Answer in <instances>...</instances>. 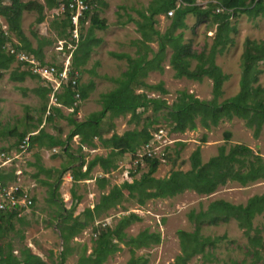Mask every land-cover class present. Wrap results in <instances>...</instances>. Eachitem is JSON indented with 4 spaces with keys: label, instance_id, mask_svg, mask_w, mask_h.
Returning <instances> with one entry per match:
<instances>
[{
    "label": "trees",
    "instance_id": "obj_1",
    "mask_svg": "<svg viewBox=\"0 0 264 264\" xmlns=\"http://www.w3.org/2000/svg\"><path fill=\"white\" fill-rule=\"evenodd\" d=\"M0 0V15L3 16L12 35L14 33L19 38V43L12 42L11 35H6L0 31V70H8L14 61H17L16 53H10L6 45L10 43L17 52H26L36 57L42 65L55 66L62 68V64L45 61V47L53 44L50 38L39 36L37 32H32L36 38L37 44L34 46L32 40L25 34L22 20L25 11L36 10L39 13L37 23L45 21V10L58 9L62 0H44V3L37 1L22 0ZM90 8L85 12L80 20V38L76 41L71 38L73 25L71 23L69 12L63 15L62 32L70 36L71 42L76 46L72 53V65L70 78H76L78 84L74 86L70 81L63 87V91L58 94V101L62 105L73 108V112L68 116V122L73 125L70 134L62 139L60 136L47 132L43 128L33 126L35 129H24L22 132L18 128L12 129L9 133L18 136L14 148L20 150V145L24 138L30 135L29 149L31 151L35 146L40 148H57L64 153L65 158H70L68 164L64 165V170L57 176L55 183L49 180H42L44 184L51 186L52 200L60 207L57 202V190L61 181L62 173L70 171L74 184L84 179L93 178L91 173L96 166L102 169V175L96 177L98 188L102 191L110 183L107 176L111 171L119 166V160L128 153L132 155L131 175L132 181L125 180L122 184L113 185L108 192H103L98 203L93 208H86L82 213L67 223V218L73 215V212L81 200L75 189L72 190L74 203L70 209L62 207L59 216H63L59 224V230L64 239V250L61 254V261H66L71 252L70 240L83 231L91 222L99 218L103 213L108 212L121 204L124 199H134L139 205H144L148 200L156 198L174 197L184 191L191 189L199 194L214 193L219 186L228 182H239L243 186L264 179V158L255 154L253 149L246 144H235L228 150L226 145L219 148L218 155L212 157L208 162H203L201 147H198L190 156L191 168L187 171L177 169L173 170L166 177L155 176L163 160L157 156H144L142 160L148 165V170L140 177L136 175L140 170V161L138 151L147 143L153 140L152 132L158 127L151 129L154 124L161 121L162 116H155L154 119L147 118L141 129L127 130L122 134L113 132L109 137L105 134L110 132L114 126L111 122L109 127H105V119L108 116L114 119L119 116L131 114L130 122L139 125L144 113L152 109L154 113L165 110L163 118L171 126L173 132H185L195 130L198 123L207 129L219 125L222 120H232L235 117L246 121L248 127L254 129V136L258 138L264 126V86L259 84V76L262 73L260 64L264 62V40L257 41L247 38L244 42L242 54V73L240 78L239 92L223 101L220 98L223 94V86L230 78L220 65L216 62L219 53L225 52L229 46L235 42L232 36L238 28L234 19L242 14H247L250 18L256 19L264 17V0H211L206 6L201 5L198 0H151L146 10H139V20L135 21L137 31L140 34L136 51L137 56L132 57L126 52H114L112 54L119 58H126L129 67L122 73L121 77L114 78L117 83L113 89L100 94L101 110L95 111L85 120H77L74 115L78 112L80 103L78 102L77 92L82 96H88L90 91L95 88V82L90 80L87 85L79 84L83 67L86 66L91 58L94 48L103 42L101 37H97L95 30H105L108 27L106 19L102 18L97 12V7L102 0H88ZM106 5L104 2H101ZM171 22L165 32H161L156 27L157 17L160 15L168 16L169 12ZM188 15H194L197 18V24L205 23L208 29L214 28L212 44L205 43L201 50L193 48L191 43L184 41V31L188 28L186 19ZM88 28L85 30V26ZM178 32V30H180ZM59 34V37L62 35ZM158 43V50H155L152 43ZM67 45V44H66ZM168 49H171L170 64L175 70L176 78L186 77L188 79L202 82L206 77L212 80V99L205 100L196 97L193 93L186 90L179 91V94L172 104L161 97H151L148 92H138V89L158 90L162 94L168 91L164 88L163 82L151 85L145 81L150 71H163L162 61L166 58ZM152 55V57H150ZM194 61L196 62L194 64ZM26 66V67H23ZM78 71V75L75 72ZM95 73V70H92ZM1 76V74H0ZM28 77H41L34 74L27 68V64L20 62L13 68L10 79L15 82H24ZM35 91L44 97L45 108L49 103V93L51 89L46 84L39 86ZM1 101V98H0ZM52 111H57L58 107L52 106ZM51 113V112H50ZM54 115L53 112L51 116ZM36 134H32L37 131ZM80 137L79 149L84 146L97 147L96 139L101 145L109 149L106 155L97 154L88 162L82 154L73 152L70 141L74 136ZM232 137L231 132L225 133V139L228 141ZM204 141L206 139L204 138ZM183 145V143H179ZM11 148L2 147L0 154L8 152ZM171 146H166L162 158L165 161L170 159ZM179 153V150H176ZM252 157V159H250ZM41 157L37 153L35 161L31 164L38 167L39 175L46 172L51 177L52 170H46L40 163ZM137 162V163H136ZM86 166V169H84ZM134 167V168H133ZM0 178L3 180L14 181L17 179L15 173L16 167L3 168ZM127 192V195H126ZM34 201L35 198H34ZM35 204L33 205V207ZM64 211V212H63ZM264 212V193L255 195L248 199L245 204H234L224 199L212 201L206 210L199 213L191 211L189 218L195 222V229L188 231L181 229L178 231L182 253L179 254L173 264H188L195 256L202 255L203 264H207L212 256L213 250L218 242L226 236H207L202 233L204 224L217 225L220 221L229 222L235 219L240 228L245 229L249 237L250 250L256 258H260V251L264 248V240L256 229L254 236L251 231L254 230L253 220L258 214ZM64 213V214H62ZM0 218L3 224L0 227V236L5 233L4 225L8 223L11 227L13 220L24 221V216L18 217L15 213L0 212ZM141 220V216L135 212L125 214L114 224H105L95 227L97 236L94 241L93 249L86 254H81L75 264H105L106 260L115 253L123 249L122 244L133 251V255L126 264H148L147 255H136V251L142 248H148L153 244L161 242V236L157 232H150L145 229L137 235L127 233V228L134 222ZM0 264H48L41 256L30 249L21 251L20 256L13 252L12 245L8 250L0 245ZM244 264V261L239 263ZM252 264H255L253 262Z\"/></svg>",
    "mask_w": 264,
    "mask_h": 264
},
{
    "label": "rangeland",
    "instance_id": "obj_2",
    "mask_svg": "<svg viewBox=\"0 0 264 264\" xmlns=\"http://www.w3.org/2000/svg\"><path fill=\"white\" fill-rule=\"evenodd\" d=\"M5 1L9 3L8 0ZM22 1L27 2L30 0ZM35 1L44 3V0ZM150 1L103 0L106 5H102L97 12L102 18L106 19L108 27L105 30H95L96 36L101 37L103 42L94 48L90 60L83 67L79 83L80 85H87L90 80H93L95 88L90 91L88 96L81 97L78 112L74 117L79 118V120H85L93 112L101 110L100 94L116 87L117 83L114 78L121 77L122 73L129 67V62L126 58L119 59L112 54V51L126 52L132 57L137 56L138 45L133 42L138 41L141 36L137 31L135 21L140 19L139 10H146ZM209 1L211 0H198L203 6H206ZM38 16L39 13L36 10L24 12L22 20L24 32L32 40L34 46H36L37 41L32 32H37L39 36L50 38L53 44L45 48V60L46 62L61 64L65 54L63 55L56 48L59 39L68 42L65 45V51L67 52H69V44L72 43L70 36L64 35V31H61V22L64 21V15L46 8L45 21L37 23ZM170 16L172 15L158 16L157 29L165 32L171 22ZM186 22L188 24V28L184 31V41L186 43H191L196 50H201L205 43L212 44L215 33L214 28L208 29L205 23L197 24V18L194 15H188ZM234 22H236L238 28L237 32L232 35L235 40L234 44L216 57L217 64L230 76L223 86V94L220 101L236 95L240 90L242 54L245 40L247 38L257 41L264 40V17L260 16L252 19L247 14H242L234 19ZM2 25L8 26V23L0 15V26ZM88 26L86 24L84 31H86ZM61 32L62 35L59 37ZM79 33H81L80 29ZM11 37L13 38L12 42H20L14 33H12ZM152 46L155 50H158L157 42L152 43ZM171 51V49H168L166 58L162 61L164 70L162 72L159 70L150 71L145 79L151 85L163 82V86L168 93L162 94L158 90L145 89H138L137 91H146L151 97L164 98L169 104L175 101L181 90L193 93L200 99H212L213 82L210 78L206 77L202 82H199L186 77H175V70L170 64ZM17 66V61H14L10 69L0 70V149L2 147L15 149L18 136L9 133L15 127L18 128L19 132H22L26 128L34 130L33 126H39L38 128L42 127L47 132L65 139L73 127L68 122V115L73 111L68 108L63 110L61 103L59 106L54 105L59 107L57 111H52L48 107V103L46 111L44 97L35 91L39 86L46 84L45 80L39 77H28L24 82L12 81L10 74L12 69ZM260 68L262 73L259 76L258 83L264 86V62L260 64ZM93 69L95 73H92ZM62 91L63 89L58 94ZM50 112H53L54 115L51 116ZM165 112V110H161L159 113H154L150 109L144 113L139 125L129 121L131 114L114 119H110L107 116L104 123L105 127H109L111 122L114 126L109 133L105 134V137L111 136L113 132L122 134L127 130L141 129L147 118L154 119L155 116H162L161 121L154 124L151 129L163 127L167 131V137L160 141V145H162L160 149L162 150L167 145L171 146L172 150L170 159L163 161L159 166L155 174L157 177H166L177 169L189 170L191 168L190 156L198 147H201L203 162H208L212 157L218 155L221 146L226 145L228 150L235 144H246L253 149L255 154L264 158V126L258 138L254 136V129L248 127L246 121L238 117L232 120H222L219 125L211 129H207L198 123V127L195 130H187L183 133L173 132L171 126L163 118ZM228 131L232 133V137L227 141L225 133ZM204 138L206 141H204ZM77 139L73 138L70 141L71 149L75 154H82L87 162L97 154L106 155L109 152V149L104 148L98 139H96V143L99 148L92 150L91 146H88V149L84 146L80 150V141L78 140L79 142H77ZM179 143H183V145ZM175 149L179 150V153H176ZM31 151L30 155L19 160V163L23 167L24 174H22L21 178L24 183L27 185L36 184L33 187V194L36 200L35 206L24 215L23 222L14 219L12 227L8 223L4 225L6 229L5 233L0 236V245L5 246V249L8 250L11 244L14 254L17 256H20L22 250L28 248L41 256L48 264H62L60 256L64 250V239L59 230V224L63 216H59V211L62 207L67 209L72 207L74 203L72 190L75 189L77 194L81 196V200L78 202L73 215L67 218V223H70L74 217L82 213L86 208H93L98 203L101 194L108 192L113 185L134 179L131 175L132 155L128 153L125 157H122L118 162V168L107 174L110 178V183L103 191L98 188L96 183V177L102 175V169L98 166L91 173L93 178L84 179L75 184L70 171L63 172L56 198L58 203L61 204L62 202L60 207L52 200L51 186L44 184L42 180H49L50 183H55L57 176L61 173L60 171L64 170V165L68 164L70 158H65L64 153L60 150L54 152L48 148L35 146ZM37 153L41 157V165L46 170H52L51 177H48L46 172H41L36 176L38 167L31 163L35 161ZM140 159L142 162L140 163L141 167L136 175L137 177H140L148 170L146 162L142 158ZM20 165L15 164L16 169ZM133 166L135 167V165ZM84 169H86V166H84ZM263 193L264 179H260L245 186L239 182H228L219 186L211 194H199L194 190L188 189L174 197L148 200L144 205H139L134 199H124L121 204L103 213L70 240L71 252L63 264L77 263L81 254L85 251V246L87 249L86 254L92 251L97 236L94 230L95 227L105 224L114 225L120 217L131 212L139 214L141 220L134 222L127 228L128 234L137 235L139 232L148 229L150 232H157L161 236L159 244H153L148 248L137 250L135 252L136 255H147L149 257L148 264H173L176 257L182 253L178 231L181 229L193 231L196 227L195 222L189 218L191 211L199 213L201 210H206L209 204L217 199H224L234 204H245L251 197ZM253 223L254 230L251 231V236H254L256 229H259L264 240V212L256 215ZM202 233L212 237L226 236V238L218 242L217 247L213 250L215 259L212 260L213 257L211 256L207 264H239L243 261L244 264H252L253 262L255 264H264V248L260 251V258H256L250 251L252 248H250L249 237L245 229L240 228L235 219H231L229 222L220 221L217 225L204 224ZM122 246L123 249L111 255L105 264H126L130 260L133 251L124 244ZM188 264H203L202 255L193 257Z\"/></svg>",
    "mask_w": 264,
    "mask_h": 264
},
{
    "label": "built area",
    "instance_id": "obj_3",
    "mask_svg": "<svg viewBox=\"0 0 264 264\" xmlns=\"http://www.w3.org/2000/svg\"><path fill=\"white\" fill-rule=\"evenodd\" d=\"M89 8L90 4L88 0H62L61 5L58 7V9H56V12L60 14L69 12V17L73 25L71 38H74L76 41H78L80 38V20ZM168 14L172 15L173 12L170 11ZM0 31H3L6 35H11L10 31L8 30V26H0ZM67 43V41L64 42L61 39L59 40V43L56 47L60 53H63V55L65 54V58H63L61 62L63 65L62 68H57L50 65H42V63L32 54L26 52H17L15 47H13L10 43L6 45L7 50L12 54L16 53L17 59L20 62L27 64V68L31 72L38 74L45 80L46 86L51 89L49 93L48 106L51 109L54 105H60L57 94L63 89L65 85H67L70 81L74 86L78 84L76 78H70V72L72 68V53L76 46L74 43L69 44V54H66L65 45ZM75 75H78V71L75 72ZM76 96L78 97L79 102L81 99V93L77 92ZM152 134L154 137L153 140L150 143L145 144L139 150L137 155L139 158L144 156H157L165 161L162 156L167 145L161 150L160 148L162 145H160V141L163 140L164 137H167V131L163 127H159L157 130L153 131ZM29 138L30 135L24 138L22 144L20 145V150L18 149L16 154L5 151L0 154V171L3 170V168H7L9 166L14 167V161L19 159L22 154L28 152L30 145ZM53 151H57V148H54ZM23 172V169H16L15 173L17 175V179L14 181H7L0 178V212H11L15 213L18 217H22L33 208V205L35 204L33 186L24 183L23 179L21 178ZM2 224L3 219L0 218V227Z\"/></svg>",
    "mask_w": 264,
    "mask_h": 264
},
{
    "label": "crops",
    "instance_id": "obj_4",
    "mask_svg": "<svg viewBox=\"0 0 264 264\" xmlns=\"http://www.w3.org/2000/svg\"><path fill=\"white\" fill-rule=\"evenodd\" d=\"M101 2H103V0L101 1ZM99 3V6L97 7V10H99L101 7H102V3ZM42 3V2H41ZM55 11H56V9H55ZM59 15V14H58ZM105 19V18H104ZM57 38H59L58 36H57ZM59 40H61V39H59ZM47 47V46H46ZM45 47V48H46ZM20 52V51H19ZM22 52H24V51H22ZM67 52V51H66ZM66 54H69V52H67ZM45 55H46V50H45ZM46 61V60H45ZM17 63L19 64L20 63V61L17 59ZM23 67H26V66H23ZM28 67V66H27ZM63 106V110L64 109H66V108H68L70 111L73 109V108H69V107H67V106H65V105H62ZM59 108V107H58ZM62 110V109H61ZM74 110V109H73ZM72 110V111H73ZM72 113V112H71ZM70 113V114H71ZM69 114V115H70ZM68 115V116H69ZM76 118V117H75ZM77 120H79V118H76ZM80 121H82V120H80ZM42 128V127H41ZM72 129V128H71ZM71 129H70V131H71ZM38 132V130L37 131H35V132H33L32 134H36ZM70 134V133H69ZM78 138V139H77ZM74 139H77V142H79L80 141V137L78 136V135H76V136H74ZM79 140V141H78ZM97 141V140H96ZM80 143V142H79ZM70 144V143H69ZM87 147V149H88V146H85V148ZM92 148V150H95L96 148H99V145L97 144V147H91ZM17 150H18V148H15V149H12V150H10V151H8L9 153H12V154H16V152H17ZM52 150V149H51ZM32 151H28V152H26V153H24V154H22V156H24L23 158H22V156L19 158V159H17V160H15L14 161V167H15V164H17V165H20V163H19V160H22V159H24V158H26L27 156H29L30 155V153H31ZM26 154V155H25ZM98 167H100V166H98ZM7 168H10V166L9 167H7ZM101 168V167H100ZM17 169H23V167H21V165L20 166H17ZM0 173H6L5 172V170L4 171H0ZM23 174H24V172H23ZM32 186L33 187H35L36 186V184H32Z\"/></svg>",
    "mask_w": 264,
    "mask_h": 264
}]
</instances>
